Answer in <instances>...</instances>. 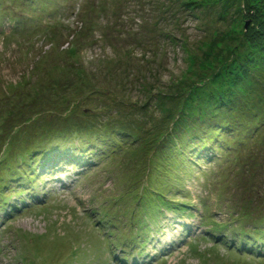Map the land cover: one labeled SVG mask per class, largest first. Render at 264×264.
<instances>
[{"label": "rangeland", "instance_id": "1", "mask_svg": "<svg viewBox=\"0 0 264 264\" xmlns=\"http://www.w3.org/2000/svg\"><path fill=\"white\" fill-rule=\"evenodd\" d=\"M263 10L0 0V264H264V54L245 43ZM212 105L250 131L205 128Z\"/></svg>", "mask_w": 264, "mask_h": 264}, {"label": "trees", "instance_id": "2", "mask_svg": "<svg viewBox=\"0 0 264 264\" xmlns=\"http://www.w3.org/2000/svg\"><path fill=\"white\" fill-rule=\"evenodd\" d=\"M262 13H264V10L262 11ZM257 21L254 23L255 25H253V23L251 24V26L253 25V27L251 29L249 28V32H247V35H246L247 39H250L248 42H245L246 45H247V47H250L251 48V51L252 52L251 51L249 52L250 53L249 54L250 56H253L254 55V52H256V50H258V48H260V47H261V52L264 54V15L260 19H258ZM228 86H227V88L230 90L231 87H230V85H228ZM223 90H226V86H225V88ZM260 103H261V101H259L256 105H259ZM196 109L198 111L197 110H194L193 111V114L201 113L198 116V120L196 119L197 117L195 118L197 121H199V122L202 123V120L203 119L205 120V118H207V120H205V122H207L208 124L205 125V128L208 126L209 129H212L210 125H213L215 127H219L218 130H220V129L223 130L224 127H229L231 129V133L238 132V134H240V132H241L242 135H246L250 131L249 129H250L251 118H249L248 121H245V120H239L238 117H233V116H228V115L226 116V113L224 114L222 112H218V111H220V109L219 108H216L215 105H212L211 111L206 116L203 113V111H201V108L200 107H198ZM217 112H218L219 115L217 114ZM52 130H48V132H50ZM184 130H186V131L185 132H182L179 135H177L180 132L179 131V132L175 133V135L180 136L181 139L187 138L186 137V135H188L187 130H190V129L187 128V129H184ZM215 132L216 131L213 130L211 132H208L207 131L206 133H209L210 135H212ZM62 133L63 132L59 133L58 135H61ZM71 134H72L71 135V138L69 137V139L68 138L60 139L59 137H62V136H59V137H57V136H54V137L51 136L50 139L53 137L52 140H51V142H53V144L55 143V141H57L58 143H61L62 145H65V144H68L69 143V142H66V141L69 140L70 142H72V138H77L78 137L79 140H83L84 141V143L82 145H80V148H82V149H84L87 145H90L91 143H93V140H92L93 137H91V136L87 137L84 140L83 139V136L80 135V133L79 134L78 133H71ZM88 135H90V134L89 133H84V136H88ZM215 135H217V133ZM200 136H201V133L200 132L195 133V135L194 134L190 135L191 139L193 137L196 139V138H198ZM109 137H111V135H109L107 133L99 136V138L102 139V140H108L110 142V146H112L113 144H115L114 141L118 142L117 140H115L114 137L111 140L108 139ZM171 137H172V135H170L169 138H171ZM211 138H213V137H211ZM48 140H49V138H48ZM242 141H244V140H242ZM41 144H43V142L37 143L35 145V147L37 148V146H41ZM118 145H119V143H118ZM35 147H34V149H35ZM58 147L62 148V146H58ZM114 148H116V146H114ZM39 150H42V148H40ZM42 151H44V150H42ZM45 151H48V150H45ZM112 151H115L116 152L115 149H112V150L110 149V150H108V152H106V154L109 156L110 154H112ZM30 153L28 154V156H30ZM37 153H42V152L41 151H37ZM49 154H48V156H49ZM150 163H151V161H150ZM1 200L2 199H0V210H2L4 208V204L1 203ZM182 211H185V210H182L181 209L179 212H182ZM206 211H208V210L206 209ZM210 220H211V218H207V221L206 222H210ZM216 230H217V228L212 229L211 233L216 234V232H215ZM236 231L239 233V235H241V234H245L247 230L245 228H240L239 230H236ZM250 237H253V239H256L252 235H250ZM215 241H217V239H215ZM224 242H225V240H222V244ZM263 242H264V239H263ZM217 243H215L214 245L218 246V245L221 244V242H219V240H218Z\"/></svg>", "mask_w": 264, "mask_h": 264}, {"label": "bare ground", "instance_id": "3", "mask_svg": "<svg viewBox=\"0 0 264 264\" xmlns=\"http://www.w3.org/2000/svg\"><path fill=\"white\" fill-rule=\"evenodd\" d=\"M212 236H213V240H215L216 238L215 237H217L218 235H214V234H212ZM219 237V236H218ZM217 240H219L220 241V239L218 238ZM222 244V243H221ZM144 252V251H143ZM145 255V254H144ZM145 259V258H144Z\"/></svg>", "mask_w": 264, "mask_h": 264}]
</instances>
